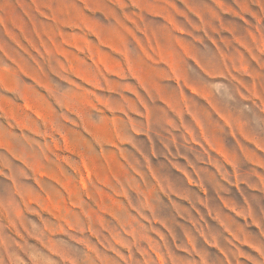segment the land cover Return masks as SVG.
I'll use <instances>...</instances> for the list:
<instances>
[{"label":"rangeland","instance_id":"rangeland-1","mask_svg":"<svg viewBox=\"0 0 264 264\" xmlns=\"http://www.w3.org/2000/svg\"><path fill=\"white\" fill-rule=\"evenodd\" d=\"M0 264H264V0H0Z\"/></svg>","mask_w":264,"mask_h":264}]
</instances>
